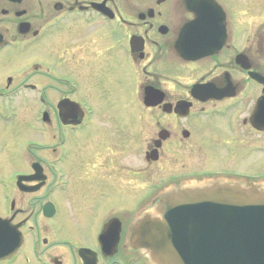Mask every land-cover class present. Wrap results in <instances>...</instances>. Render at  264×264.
Returning <instances> with one entry per match:
<instances>
[{
    "label": "flooded vegetation",
    "instance_id": "af4514ba",
    "mask_svg": "<svg viewBox=\"0 0 264 264\" xmlns=\"http://www.w3.org/2000/svg\"><path fill=\"white\" fill-rule=\"evenodd\" d=\"M8 53L23 59L0 63V117L20 124L24 143L9 166L20 170L0 177V217L20 235L0 264H145L129 228L162 190L264 183V0H0V58ZM93 78L91 102L78 94ZM181 158L197 166L160 171ZM128 185L129 205L95 212ZM27 196L42 226L19 218ZM63 219L93 241L63 240Z\"/></svg>",
    "mask_w": 264,
    "mask_h": 264
},
{
    "label": "water",
    "instance_id": "95a60500",
    "mask_svg": "<svg viewBox=\"0 0 264 264\" xmlns=\"http://www.w3.org/2000/svg\"><path fill=\"white\" fill-rule=\"evenodd\" d=\"M2 223L0 258L18 246ZM128 243L145 264H264V183L172 185L135 214Z\"/></svg>",
    "mask_w": 264,
    "mask_h": 264
},
{
    "label": "rangeland",
    "instance_id": "374dc122",
    "mask_svg": "<svg viewBox=\"0 0 264 264\" xmlns=\"http://www.w3.org/2000/svg\"><path fill=\"white\" fill-rule=\"evenodd\" d=\"M235 30H240L241 31V27H235ZM37 51L38 49H35L33 51H31V56H38L37 55ZM12 52V51H9ZM12 55V53H8L7 55H3L0 58V63L2 61H7L8 58ZM12 56L14 57H19L18 59H23V54H13ZM0 73H2V71H0ZM95 78H93V82L90 79L89 80V84L87 85L85 83V81H82L83 85L79 91V96L86 98L87 100L94 102V93H97L98 91V86L96 84ZM33 108V106L31 107V109ZM107 111V107H97V112L99 116H102L105 114V112ZM7 117H0V177L2 176H8L10 172H12V170H20L19 168H13V169H9L10 163L16 167L19 163L15 160H17V157L14 159V157H12V153H14L17 149H19L20 147L23 146L24 140L23 138L20 137L19 135V125H15V127H9L8 126H4V123H8L7 120H5ZM11 156V157H10ZM205 165H212L213 163H204ZM182 166H186L189 168L192 167H196L197 163L196 162H186V160H184L183 158L179 159L178 162L176 164H169L167 166H163L161 167L160 171L162 173L164 172H170L171 170H178L180 167ZM184 171V170H182ZM180 171V172H182ZM179 173V172H178ZM174 173L170 174L173 175ZM167 175H162L161 179L166 178ZM81 184V181L78 183ZM76 184V189H74L72 191V194H74V197H79L81 192L85 190V187L82 189L81 185ZM2 185H0V215H4V209H5V200L3 198L4 195V191L1 188ZM132 189V185H128V189L126 188H122L121 190L118 191V195H112L109 196V202L107 205H103L105 202L97 203L95 205V212L98 206H101L105 209H109V208H113V209H117L118 207H124L126 205H129V203L133 200L132 197L135 195L134 193H132L130 190ZM126 196L128 198H126ZM28 197H22L21 200L18 199L17 201V206L18 208H22L24 210V214H22L20 217L26 216L28 215L32 221H36L37 224H39L40 226H42V219L41 216L39 214V207L33 203L31 204V199L28 202ZM120 197H123V201L119 200ZM126 202V203H125ZM78 222V223H77ZM60 227V228H59ZM58 228V233L59 236L63 239H71L73 241H77V242H91L93 241V234L89 233V228L85 226L84 223L79 222V221H74L73 219L70 221V219H63L61 221V223H58L57 225ZM51 230V229H50ZM49 230V231H50ZM53 230V227H52ZM48 235H51L50 233H48ZM47 235V236H48ZM68 260L69 261H73L72 257L69 255L68 256ZM16 264H21V263H16Z\"/></svg>",
    "mask_w": 264,
    "mask_h": 264
}]
</instances>
